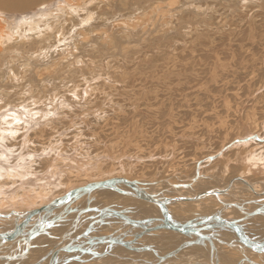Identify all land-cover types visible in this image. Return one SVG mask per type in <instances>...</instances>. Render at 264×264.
Here are the masks:
<instances>
[{"label": "rangeland", "instance_id": "374dc122", "mask_svg": "<svg viewBox=\"0 0 264 264\" xmlns=\"http://www.w3.org/2000/svg\"><path fill=\"white\" fill-rule=\"evenodd\" d=\"M249 1L102 0L93 3L82 14L72 16L75 20L67 21L64 33L68 37L65 36L69 45L73 44V42V45H75L74 47L70 46L69 50L73 52L75 48L76 53L74 51L69 55V59L62 61L59 73L53 71L54 65H52L50 67L51 70L47 69L49 74L43 71V77L40 79V72H37V70L49 67L46 65L48 62L43 61L45 64L41 62L40 64H35L36 67L33 65L32 72L30 71L28 74L29 79L23 82H21L19 77H17L15 83L6 80V78H0V109H6L4 107L8 104H11L13 107L21 104L26 105L29 102V98L31 97L32 100L38 92L44 93L46 91L47 96H51L52 92V95L55 94L54 91L57 88L56 90H60L59 92H61L60 95L65 93L69 96L70 94H74L72 86L76 87L79 85L77 87H80L78 88L80 89L78 98L75 96V98L70 97L71 102L69 110L67 109V114L54 117L50 126L46 125L45 121L37 122L36 119L35 124L32 122V124L26 126L25 133H18L19 137H16V140L12 141L17 147L11 146V141H6V147L13 151L12 159L13 157L14 159L11 161V164H16L17 162L16 169L25 166L21 163L27 159L29 152L35 154L34 159L37 161L35 165L38 171L48 169L43 173V176L38 173L36 177L27 179L20 186H32L36 188V186H41L42 183L45 187L49 186L47 184L56 186V182L60 180V175L57 177L54 174V177H51L52 170L55 167L59 169L58 174H64L65 179H71L73 187L80 186L85 182L88 183L89 178L91 180L103 179V177L107 178L109 175L115 176L118 173V175H122L123 177L135 178L134 180L140 181H153L155 179L157 181L172 178L174 179L172 183L176 184L192 183L193 185L196 182H193V180L197 178L196 186L190 190L184 186L182 188L183 193H196L197 190L205 187L208 188L210 184V187L221 185L240 173L245 174V172V175H248L247 177H252L263 183L264 159L257 161L258 163L253 162V164H249L247 162L248 150L244 146L250 142L261 143L263 141L260 138L264 139V0ZM43 2L42 5L39 3L32 5L30 9L0 10V18L2 20L3 17L4 21H7L10 30L13 27H20L21 22L25 19L46 23L44 17H48L50 11L57 8L65 0H44ZM158 6L162 7L160 9L162 12L166 10V13L164 12L165 17L160 15L161 11L158 8L153 13L154 15L150 12ZM164 7L165 9H163ZM146 13L152 14V21H147ZM166 18L168 20L167 24L164 23V19ZM70 24H75L77 27L71 25V28ZM127 24H136L137 26L129 25V27ZM79 26H84L85 28V34L87 35V38H84L85 41L81 39L83 37L78 36V33L76 34L77 29H80ZM35 40L40 41V38ZM33 42L34 40L32 39ZM50 43H55L53 48H50L51 60L60 59L61 56L57 54L55 48L62 43H58L55 38L51 39L47 45L50 46ZM37 45L39 47V44ZM41 45L44 46L46 43H42ZM54 52L55 54H53ZM63 56L66 57L64 54ZM71 56L74 57L72 58ZM78 58L81 61L76 60ZM26 60L27 57L22 58V60H15V63L8 67H5L6 61L2 60V68L5 73H9L10 75L16 73L18 75L17 66L22 65L21 62ZM74 63L76 65H73ZM72 65L73 68L71 69ZM68 66L70 69L67 68ZM87 67L89 68L87 69ZM54 73L56 74L53 77L52 74ZM97 73L100 74L97 75ZM68 76L69 79H67ZM82 76L87 78L84 79ZM71 77L77 80L71 79V81ZM77 77L80 78L78 79ZM33 81L34 84L37 83L35 84V90L39 91L32 94L30 91ZM52 82L56 88L53 87ZM70 82H75V84L72 85ZM45 84H49L48 86L50 87ZM27 86H30L29 89H27ZM43 86L46 87L43 88ZM48 92H51V94ZM86 93L87 96H85ZM22 98L28 100L23 101ZM7 108L10 107L7 106ZM255 136H258L259 139L255 138ZM25 138L32 139L33 143H30L31 145L29 143L23 145L22 143ZM48 140H53V144L56 147L58 146L57 148H60L59 153H55L54 149L46 153L47 155H42L39 152V146L42 145V142ZM233 142L236 143V149L230 148ZM67 146L69 147L67 148ZM239 146H241V149L238 148ZM221 151L223 154L225 153L224 157L215 158L214 154ZM263 151L262 148H257L256 154L259 152V155H261ZM6 153L8 156H11L9 151H6ZM59 155L62 156V159L66 157L67 159H73L74 162L67 159V161L64 159L60 161ZM20 156H23V158L17 161V158ZM46 159H50V168ZM209 159L210 161H208ZM79 161L80 164H78ZM81 164L83 165L81 166ZM98 164H102L103 166L102 174L90 171L93 168L92 166L95 167ZM71 171L73 173L69 174ZM74 171H79L80 174L81 172L84 174L87 171V176L74 177ZM89 173L91 176H89ZM212 174L216 175V177L218 176V179L214 178ZM99 175L101 176L99 177ZM146 177H149V179ZM177 177L180 178L178 179ZM192 177L195 178L192 179ZM200 178L203 179L202 182ZM212 178L213 180H210ZM43 179L46 180L43 181ZM204 181L209 183L207 184ZM147 186L151 191L153 190L156 193L157 190L151 184ZM166 186L169 189H174L172 184H166ZM22 187L19 189L16 187L17 191ZM105 189L103 190L108 192H104L106 196L103 194V190H101L99 193L90 195L87 199V201L89 199L90 201L87 202L84 199L80 204L84 206L86 203L87 205L96 203L95 205L99 206L108 199H114L115 202L117 201L116 204L118 206H125L126 208V204H129L127 206L128 210L132 211L133 209L132 212L137 211V207L134 205L136 201L133 200L132 202L130 199L124 201V195L122 196V194L117 193L111 188ZM65 191L67 189L64 187L58 193H64ZM109 191L113 193L109 194ZM48 200L51 199L49 198ZM141 204L148 203L144 201ZM79 205L78 207H80ZM78 207H73V214L83 209V207ZM130 207L131 209H129ZM186 207L191 208L190 205H186ZM10 208L7 206L4 210ZM76 209L78 210L76 211ZM186 214L187 216L190 215L188 212ZM112 217L116 221L119 220V218H115L117 216ZM180 218L186 219V216ZM109 220L111 221V219ZM65 222L60 223L63 226L62 230L58 229V231L61 230L58 233L56 231L57 228H55L56 233L53 231V228L49 229L52 231L46 230L39 233L34 240L36 242H34L35 246L33 245L32 247L33 251H31V255L32 252L36 255L39 251L44 255L46 247L55 245L57 238L68 227V225H65ZM115 222L111 223L116 224ZM11 224L12 221H6L0 231H3ZM117 224L123 223L118 222ZM248 224L250 223L239 222L241 227L247 231H251V226L248 227ZM127 227L124 241L128 243L133 241V244L135 242L136 246L142 244L145 246L146 244V246L153 245L158 247L155 245L158 242L157 239L166 238L165 240L168 239V241L163 243L161 249L169 251L168 248H170L173 251L178 249L176 247H179L182 242V240H177L176 234L169 233L168 231L164 232V230L160 234L159 231L148 232L138 240H134L135 232H140V230L134 229L131 225ZM257 230L260 229L257 228ZM79 233L77 231V234ZM77 234H74L71 239ZM183 236L186 235L180 233L179 238ZM84 240L83 238L76 243L93 242H88V239ZM96 241L101 242L100 240H94V242ZM197 247L199 246L192 248L195 251H200V247L202 246ZM224 248L228 254L236 250L246 256L255 255V251H252L251 254V250L247 249L234 250L230 249L229 246H224ZM137 251L138 253L143 252L141 250ZM204 251L206 252L205 249ZM112 252L107 255L109 260L105 263H100L96 260L87 261L91 260L87 255V257H84L85 259L83 258L82 262H75L74 264H88L89 262V264H94L95 262L97 264H146L147 261L156 260L154 258L155 255L150 252L140 254L138 257L128 251V249L126 250L127 253L117 251L118 256L115 254L110 256ZM201 252L203 253V251ZM31 257L34 258L35 256ZM203 257H199V259L207 258ZM235 257H232V259H235ZM111 258L119 261H114L113 263ZM61 264L73 263L61 262Z\"/></svg>", "mask_w": 264, "mask_h": 264}, {"label": "bare ground", "instance_id": "6f19581e", "mask_svg": "<svg viewBox=\"0 0 264 264\" xmlns=\"http://www.w3.org/2000/svg\"><path fill=\"white\" fill-rule=\"evenodd\" d=\"M44 0H0V10L1 11H4L5 10H13V9H26V8H31L32 5L36 4V3H39L40 5H42L44 2ZM97 1H102V0H65V2H61L59 4V6L53 10L50 11V15L47 17L45 16L44 17V20L46 21V23H42V22H37V21H34V20H29V19H25L23 22H21L20 24V27H13V29L10 30L9 26L7 25V21L5 22L4 21V18L2 17V20L0 18V78L4 79L6 78V80H9L13 83H15L17 77H19V79L21 80V82H23L24 80L26 79H29V76L28 74L30 73L31 69H33V65L35 66V64H40L41 62L45 61V62H48L46 63L47 66L49 67H46L45 69H38L37 72H40L39 73V77L41 79V77H43V71L46 73L48 72L47 69H50V67L52 65H54L52 68L53 71H56L58 72L60 70L59 67H61L62 65V61L64 60H67L69 59V55H71L74 51H75V48L73 49V52H71V50H69L70 46L71 47H74L75 45L74 42L73 44L71 43V45H69V43L67 42V36L66 34L64 33L65 30V25L67 23V21H74L75 18L73 19L72 16H78L80 14H82L83 12H85V10H87L89 8V6H91L93 3L97 2ZM233 1V0H232ZM249 1V0H247ZM251 1V0H250ZM249 1V2H250ZM104 2V1H103ZM163 2V1H161ZM242 2V1H241ZM151 4V3H150ZM167 5V4H166ZM239 5V4H238ZM153 6V5H152ZM164 6V5H162ZM174 7V6H173ZM235 7V6H234ZM151 8V7H149ZM149 8H145V9H149ZM157 8L160 10L162 9V7L158 6L156 8H154L153 11H150L152 14L155 13L157 11ZM169 8H171L169 6ZM165 9V7L163 8ZM227 9V8H226ZM158 10V11H159ZM171 10V9H170ZM173 10V9H172ZM225 10V9H224ZM234 10V9H233ZM161 11V10H160ZM166 10H164L165 12ZM189 11V9H188ZM198 11V10H197ZM207 11V10H206ZM226 11V10H225ZM162 12V11H161ZM160 12V15H163L164 17L166 15H164L165 13ZM220 12V11H219ZM158 13V12H157ZM177 13V12H176ZM236 13V12H235ZM246 13V12H245ZM140 14V13H138ZM147 15V21H152V14L149 15L148 13H146ZM154 15V14H153ZM157 15V14H156ZM159 15V16H160ZM202 15V14H201ZM227 15V13H226ZM199 16V15H198ZM206 16V15H205ZM1 17V16H0ZM126 17V15H125ZM158 17V16H157ZM161 17V16H160ZM171 17V16H170ZM189 17V16H188ZM49 18V19H48ZM124 18V17H123ZM155 18V17H154ZM191 18V17H190ZM198 18V17H197ZM206 18V17H205ZM129 19V18H128ZM207 19V18H206ZM244 19V18H243ZM160 20V18H159ZM164 23L167 24L168 20L167 18L164 19ZM189 20V19H188ZM242 20V19H241ZM71 21V23H72ZM127 21V20H126ZM118 22V21H117ZM116 22V23H117ZM145 22V21H144ZM156 22V20H155ZM154 22V23H155ZM188 22V21H187ZM191 22V21H190ZM76 23V22H75ZM121 23V22H120ZM123 23V22H122ZM146 23V22H145ZM148 23V22H147ZM153 23V24H154ZM137 24V23H136ZM136 24H127L128 26L131 25V26H134ZM150 24V23H149ZM147 24L148 26H151ZM76 26L75 24H70V26ZM119 25V24H118ZM121 25V24H120ZM146 26V24H144ZM71 26V28H72ZM126 26V27H128ZM137 26V25H136ZM163 26V25H162ZM69 27V26H68ZM80 29L78 28L77 31H76V34L78 33V36H81L83 38H81L82 40H84V38H87V35L85 34L86 31H85V28L84 26H79ZM122 27V26H120ZM125 27V26H124ZM130 27V26H129ZM179 27V26H178ZM133 28V27H132ZM70 29V28H68ZM135 29V28H133ZM131 30V29H129ZM138 30V29H137ZM135 30V31H137ZM69 31V30H68ZM72 31V30H70ZM126 31V30H125ZM134 31V32H135ZM129 32V31H128ZM162 32V31H161ZM69 33V32H67ZM71 33V32H70ZM105 33V32H104ZM103 33V34H104ZM86 35V36H85ZM91 35V34H90ZM102 35V34H101ZM105 35V34H104ZM108 35V34H107ZM111 36V34H109ZM133 35V34H132ZM131 35V36H132ZM60 36V37H59ZM67 38H66V37ZM90 37V36H89ZM112 37V36H111ZM37 38H40V41H37L35 39ZM56 39L57 42L59 43H62L61 45H57L56 46V50H57V54L59 56H61L60 59H57V60H51L52 58V55L50 54V48H53V45L55 43H50L48 46L47 43L51 41V39ZM71 38V37H70ZM77 38V37H76ZM129 38V37H128ZM32 39L34 40V42L32 43ZM105 39H108V38H105ZM110 39V38H109ZM108 39V40H109ZM91 40V39H90ZM112 40V39H111ZM110 40V41H111ZM74 41V40H73ZM85 41V40H84ZM109 41V43H110ZM56 42V41H55ZM64 42V43H63ZM70 42V41H69ZM87 42V41H86ZM42 43H46V45L42 46L41 44ZM77 43V42H76ZM90 43V42H88ZM108 43V42H107ZM106 43V44H107ZM112 43V42H111ZM32 44V45H31ZM39 44V47L38 45ZM113 44V43H112ZM31 45V46H29ZM73 45V46H72ZM82 45V44H81ZM129 45V44H128ZM37 47V48H36ZM127 47V46H126ZM80 49V47H79ZM78 49V51H79ZM56 50H54L56 52ZM62 50V51H61ZM77 50V49H76ZM111 50V49H110ZM124 50V49H123ZM127 50V49H125ZM55 52L53 54H55ZM124 52H127V51H124ZM76 53V51H75ZM66 55V57L63 56ZM125 54V53H124ZM75 55V54H74ZM77 55V54H76ZM113 55V54H112ZM27 57V60L26 61H22L20 66H17V70L19 72L18 75L15 73V74H9V73H5L4 72V69L2 68L3 66V63H2V60L6 61V66L5 67H8L10 65H13L15 63V60H22V58H26ZM54 57V55H53ZM56 57V56H55ZM72 58L74 56H71ZM78 57V56H77ZM124 58V57H123ZM56 59V58H55ZM125 59V58H124ZM76 60H80V58L76 59ZM83 60V59H82ZM117 60V59H116ZM52 61V62H51ZM71 61V59H70ZM95 61V60H94ZM45 62H43L45 64ZM107 62V61H106ZM51 63V64H50ZM93 63V62H91ZM64 64V63H63ZM45 65V66H46ZM65 65V64H64ZM73 65H76L75 63ZM73 65L71 66V69L73 68ZM80 65V64H79ZM38 66V65H37ZM44 66V67H45ZM113 66V65H112ZM36 67V66H35ZM43 67V66H42ZM38 68V67H37ZM64 68H66L64 66ZM68 69H70V67L68 66L67 67ZM83 68V67H82ZM89 67H87L88 69ZM125 68V67H124ZM35 69V68H34ZM67 69V70H68ZM76 69V68H75ZM74 69V70H75ZM51 70V69H50ZM49 70V71H50ZM65 70V69H63ZM90 70V69H89ZM70 71V70H69ZM79 71H81L79 69ZM83 71V70H82ZM91 71V70H90ZM108 71V70H107ZM115 71V70H114ZM32 72V71H31ZM36 72V70H35ZM60 72V71H59ZM58 72V73H59ZM67 72V71H66ZM65 72V73H66ZM93 72V71H91ZM34 73V72H33ZM32 73V74H33ZM44 73V74H45ZM68 73V72H67ZM66 73V75H67ZM76 73V72H75ZM94 73V72H93ZM49 74V72H48ZM47 74V75H48ZM56 73L52 74L53 77L55 76ZM100 74V73H97V75ZM51 75V73H50ZM75 75V74H74ZM73 75V76H74ZM78 75V74H77ZM86 75V73H85ZM91 75V74H90ZM94 75V74H93ZM31 76V74H30ZM46 76V75H45ZM72 76V75H71ZM57 77V75H56ZM84 76H82L83 78ZM46 78V77H45ZM50 78V77H49ZM59 78V77H58ZM63 78V77H62ZM60 78V79H62ZM76 78V76H75ZM78 78V77H77ZM80 78V77H79ZM78 78V79H79ZM81 78V79H82ZM87 78V77H86ZM84 77V79H86ZM34 79V78H33ZM53 80H55L54 78H52ZM65 79V78H64ZM69 79V76L68 78ZM77 80V79H73L72 77L70 78V80ZM97 79V78H96ZM71 80V81H72ZM89 80V79H88ZM31 81V80H30ZM83 81V80H82ZM81 81V83H82ZM69 82V81H68ZM76 82V81H75ZM72 83L73 84H75ZM89 82V81H88ZM43 83V82H42ZM56 83V82H55ZM54 83V84H55ZM80 83V84H81ZM109 83V82H108ZM125 83V82H124ZM37 84V83H35ZM35 84H34V81H33V84L31 83V91L30 93H37L38 91H36L35 89ZM51 85V83H49ZM49 84H45V85H49ZM86 84V83H85ZM92 84V83H91ZM52 85H53V82H52ZM70 85V84H69ZM95 85V84H94ZM79 86V85H77ZM73 87L72 86V91H73V95H69L67 96L65 93L63 95H60L61 92H59L58 90H56L57 88L55 89V94H51V92H48L51 94L47 96V93L46 91L44 93H37L35 95V97H33V99L31 100V97L29 98V102L25 105V104H21V105H16V106H12L11 104H8L6 105L4 108L6 109H0V214H3L1 217H0V229L3 227V225L6 223V221H12L13 223L11 224L12 226H9L7 228H5L3 231H5L6 229L10 228V227H13L15 225V222L16 221H19L21 218H23V215L32 210V209H35L36 207H40L42 205H46V204H49L52 200H54V198H57V196H61L67 192H69L70 190H72L73 187L72 184H71V179H65L64 177V174H61L59 172V169L58 167H55L52 171V175L51 177L56 174L57 177L58 175H60V180L58 182H56V186H52L50 184H47L51 187H54V188H51V187H45L43 185V183L41 184V186H36V188L34 187H28V186H25V187H22L20 186V184H22L24 181H26L27 179H32L34 177H36V174L40 173V175L43 176V173L46 172V169L45 171L43 170H40L38 171V168L36 167L35 163H37L36 159L35 158V154L32 152V154L29 152V156L27 157L26 160H23V162L21 163L22 165H25L23 167H20V168H15V166L17 165V162L16 164L13 163L11 164L12 160V156H13V151H11V149L7 148L5 143L6 141H11L10 142V145L11 146H16L15 144L12 143V141L16 140V137H19L18 136V133H25L26 129L25 127L32 124H35V120L37 119V122L39 121H45L46 125H51V122L53 120L54 117L58 116V115H61V114H67V109L69 110V104H70V97L72 98H78V94L80 92V87ZM87 86V85H86ZM85 86V87H86ZM89 86V84H88ZM93 86V85H91ZM100 86V85H99ZM112 86V85H111ZM30 86H27V89H29ZM37 87V86H36ZM46 87V86H45ZM43 86V88H45ZM50 87V86H48ZM47 87V88H48ZM63 87V86H62ZM67 87V86H66ZM94 87V86H93ZM64 88V87H63ZM106 88V87H105ZM111 88V87H110ZM38 89V88H37ZM41 89V88H40ZM70 89V88H69ZM87 89H90V88H87ZM45 90V89H43ZM54 90V89H53ZM82 90V89H81ZM86 90V89H85ZM92 90V89H90ZM104 90V89H103ZM110 90V89H108ZM63 91V90H62ZM93 91V90H92ZM106 91V90H105ZM43 92V91H42ZM66 92V91H65ZM86 92V91H85ZM84 92V93H85ZM90 93V91H89ZM88 93V94H89ZM102 93V92H101ZM98 94V93H97ZM96 94V95H97ZM75 96V97H74ZM85 96H87V93L85 94ZM80 97V96H79ZM87 98V97H86ZM23 101L25 100H28L26 98H22ZM75 100V99H74ZM90 100V99H89ZM79 101V100H78ZM82 101V100H81ZM80 101V102H81ZM7 106H9L10 108H7ZM13 107V108H11ZM71 108V107H70ZM3 110V111H2ZM117 112V111H116ZM74 113V112H73ZM116 115V114H115ZM62 116V115H61ZM114 117V116H113ZM29 118H30V121H29ZM113 119V118H112ZM119 120V119H118ZM105 121V120H104ZM35 122V123H34ZM113 123V122H112ZM120 123V122H119ZM106 124V123H105ZM36 126V125H35ZM43 126V125H42ZM107 126V125H106ZM109 126V125H108ZM119 126V125H118ZM116 127V126H115ZM127 127V126H126ZM37 128V127H36ZM43 128V127H41ZM123 129V128H122ZM125 129V127H124ZM121 130V129H120ZM30 131V130H29ZM38 132V131H37ZM49 132V131H48ZM114 132V131H113ZM37 134V133H36ZM80 134V133H79ZM123 134V133H122ZM22 135V134H20ZM27 135V134H26ZM25 135V137H27ZM107 135V134H106ZM38 136V135H37ZM51 138V137H50ZM122 138V137H121ZM255 138H258V136H255ZM19 139V138H18ZM17 139V140H18ZM22 139V138H21ZM38 140V139H37ZM80 140V139H79ZM261 141L263 142H250V143H246L244 146L247 148V162H249V164H253L256 163L257 161L259 160H263L264 159V151L262 152L261 155H259V152L258 154H256L257 152V148H262V150H264V139H261ZM21 141V140H20ZM33 140L29 139V138H25L23 140V145H26V144H30V143H33L32 142ZM53 140H48L46 142H42V145L39 146V152L42 153V155H47L46 153L50 152L51 150H55L57 153L60 148H57L55 146V144H53L52 142ZM82 141V139H81ZM242 141V140H241ZM258 141V140H257ZM59 142V141H57ZM238 143V141H236ZM16 143V142H15ZM20 143V142H19ZM74 143V142H73ZM235 142H233L232 146H230V148H235L236 149V143L234 144ZM252 143V144H251ZM62 144V143H61ZM60 144V145H61ZM66 144V143H65ZM251 144V145H250ZM31 145V144H30ZM64 145V143H63ZM10 146V147H11ZM20 146V145H18ZM65 146V145H64ZM92 146V145H91ZM175 146V145H174ZM249 146V147H248ZM17 147V146H16ZM60 147V146H59ZM66 147V146H65ZM69 146H67L68 148ZM202 147V146H201ZM241 146H239L238 148H240ZM243 147V146H242ZM21 148V147H20ZM19 148V149H20ZM223 148V146H222ZM206 149V148H205ZM219 149V148H218ZM241 149V148H240ZM117 150V149H116ZM217 150V149H216ZM6 151H9L11 156L6 153ZM215 151V150H214ZM65 152V151H64ZM216 152V151H215ZM232 152V150H231ZM40 153V154H41ZM59 153V152H58ZM61 153V152H60ZM81 153V152H80ZM63 154V153H61ZM79 154V153H78ZM214 154V153H213ZM225 154V153H224ZM224 154L223 152H219L217 154H214L215 158H220V157H224ZM16 155V154H15ZM14 155V156H15ZM68 155V154H66ZM83 155V154H81ZM212 155V154H211ZM60 156V155H59ZM80 156V155H79ZM204 156V155H202ZM235 156V155H234ZM240 156V155H239ZM78 157V156H77ZM23 158V156H20L19 158H17V161L21 160ZM192 158V157H191ZM207 158V157H206ZM246 158V157H245ZM60 161H62L63 159L66 160L67 158L64 157L62 159V156H60ZM94 159V158H93ZM91 159V160H93ZM186 159V158H185ZM237 159V158H236ZM244 159V158H243ZM47 160V159H46ZM52 160V159H51ZM68 161H73V159H67ZM66 160V161H67ZM79 160V158H78ZM196 160V159H195ZM235 160V159H234ZM242 160V159H241ZM210 161V159L208 160ZM213 161V160H212ZM211 161V162H212ZM200 162V160H199ZM252 162V163H250ZM54 163V162H53ZM63 163V162H61ZM88 163V162H87ZM91 163V162H90ZM102 163V162H101ZM258 163V162H257ZM264 163V161H263ZM47 164H49V168H50V159L47 160ZM56 164V163H55ZM76 164V163H75ZM80 164V161L79 163ZM86 164V163H85ZM61 165V164H60ZM83 164H81L82 166ZM89 165V164H88ZM91 165V164H90ZM93 165V164H92ZM57 166V165H56ZM67 166V165H65ZM80 166V167H81ZM86 166V165H85ZM198 166V165H197ZM92 170H90L91 172L92 171H95L96 173H100L102 174L103 173V166L102 164H98L97 166H92ZM64 168V167H63ZM89 168V167H88ZM115 169V168H113ZM111 169V170H113ZM197 169V167H196ZM201 169V168H200ZM229 169V167H228ZM74 170H77V169H74ZM84 170V169H83ZM123 170V169H122ZM88 171V170H87ZM87 171L82 174L79 173V171L75 172L73 174L74 177H79L80 176H87ZM106 171V170H105ZM116 171V170H114ZM133 171V170H132ZM198 171V170H197ZM228 171V170H227ZM242 171V170H241ZM240 171V172H241ZM90 172V173H91ZM140 172V171H139ZM159 172V170H158ZM264 172V171H263ZM49 173V172H47ZM73 172L71 171V173L69 174H72ZM89 173V174H90ZM203 173V172H202ZM201 173V175H203ZM119 174V173H118ZM116 174L115 176L109 175V177L107 176V178L103 177V179H95V180H91V178H86L88 179L89 182H93V181H104V180H107V179H111L113 177H122V178H125L123 177L122 175H118ZM246 174V172H245ZM245 174H238L237 176H240L242 178H244L248 183L252 184L253 185V188L256 192H259V193H262L264 192V182L261 183L260 180H255L253 179L252 177L249 178L247 177ZM107 175V174H105ZM144 175V174H143ZM173 175V174H172ZM171 175V176H172ZM178 175V173H177ZM196 175V174H195ZM206 175V174H205ZM208 175V174H207ZM213 175V174H212ZM224 175V174H223ZM91 176V174L89 175ZM101 175H99L100 177ZM146 176V175H145ZM175 176V175H174ZM197 176V175H196ZM204 176V175H203ZM211 177V175H209ZM214 176V175H213ZM212 176V177H213ZM220 176V175H219ZM235 176V177H237ZM54 177V176H53ZM52 177V178H53ZM202 177V176H200ZM216 177V175L214 176V178ZM218 177V176H217ZM216 177V178H217ZM51 178V179H52ZM126 178H129L131 179L130 177H126ZM141 178V177H140ZM147 178V177H146ZM145 178V179H146ZM178 178V177H177ZM176 178V179H177ZM180 178V177H179ZM178 178V179H179ZM195 178V177H194ZM192 177V179H194ZM205 178V177H204ZM234 178V177H233ZM230 179V180H227L225 183L221 184V185H216L215 187H210L211 184L209 185L208 188H202L201 190H197V192H193V193H189V192H182V188L187 187V189H192L193 187L196 186V183H197V178L196 180H193L196 181L193 183H188V184H176V183H172V180L174 179H170V178H165L163 180H151V181H146V180H143V181H140V180H135V181H138L140 183V186L141 188H144L146 191H148L149 193H152V194H155L157 195L158 197L162 198V197H179L180 195H187V196H191V197H194L196 196L197 194L199 193H202V192H205L207 190H212V189H215V188H226L229 183L233 180ZM41 179V177H40ZM48 179V178H47ZM74 179V178H73ZM94 179V178H93ZM135 179V178H134ZM134 179H131V180H134ZM149 179V177L147 178ZM162 179V178H161ZM189 179V178H188ZM218 179V178H217ZM261 179V178H260ZM46 180V179H45ZM43 179V181H45ZM85 180V179H83ZM91 180V181H90ZM181 180V179H180ZM185 180V179H184ZM191 180V179H190ZM201 182L203 179H201ZM206 180V179H205ZM210 180H213L210 179ZM52 181V180H51ZM178 181V180H177ZM182 181V180H181ZM207 181V180H206ZM204 181V182H206ZM259 181V182H258ZM262 181V180H261ZM88 182V183H89ZM47 183V181H46ZM87 182L85 183H82V185L80 186H84V185H87L88 184ZM207 184L209 182H206ZM213 183V182H211ZM216 183V182H215ZM76 184V183H75ZM151 184L157 191L156 193L153 192V190L151 191L147 185ZM166 184H172L173 188L174 189H169ZM22 187L20 190L17 191V188L19 187ZM80 186H76V187H80ZM17 187V188H16ZM19 187V188H20ZM56 187V188H55ZM66 188L67 191H65L64 193H58V191L61 189V188ZM199 187V186H198ZM18 188V189H19ZM25 188H28V189H25ZM109 187H107L105 190H107ZM103 190V189H102ZM113 190V189H112ZM254 190L250 189L249 187H247L245 184H243L241 181H235V183L233 184V186L227 190L225 193H222L221 195L219 196H209V197H202L200 199H197V200H194V201H180V202H175V203H172V204H169L168 205V208H169V211L171 212V214L173 215V218L179 222L181 220H187V219H198V218H202L204 215H211V214H220L222 215L223 217L229 219V220H234V219H240V218H243V216L245 215V212H252L253 210L257 209L258 207H262L263 211L262 212H259L257 213L256 215H253L252 217H249V218H243L241 219V221H243V223H250L248 224V227H250L252 230L251 231H246L247 235L252 239H255V240H258V241H263L264 240V195H258ZM11 191V192H10ZM13 191V192H12ZM101 192V190H98V191H94L92 193H90V195L92 194H96V193H99ZM104 192L108 193L107 191H104L103 190V194ZM112 192V191H111ZM109 191V194L111 193ZM244 192H249V193H253L252 196L250 197L248 195V193H244ZM113 193V192H112ZM108 194V195H109ZM90 195L86 196L85 198H82L80 200H78L77 202H75L70 211L65 214L64 218H62L60 221H58L57 223H55V225L53 226V231L55 232V228L56 231L58 229H61L62 230V226L60 223H63L65 221L68 220L69 216L72 215V209L73 207H78V205L80 204L81 201H83L84 199L87 201L88 197H90ZM105 195V194H104ZM113 195V194H112ZM97 196V195H96ZM103 196V195H102ZM106 196V195H105ZM111 196V195H110ZM123 196V195H122ZM112 197V196H111ZM117 197V196H115ZM51 199V200H48L47 199ZM124 201H126V199H130L134 201H136V203H134V205H136L137 207V211L135 212H132L130 210H128L127 206L129 204H126V208L125 206H118L116 203L117 201L115 202L114 199H108L107 201H104L103 204L101 205H95V204H92L90 203V205L87 203L84 204V206H82V204H80L78 208H88L90 206H95V207H98V208H101V207H108V205H113V207L115 209H119V210H124L125 213L135 219H139V220H144L146 218H150V217H162V214L161 212L159 211L158 207L152 203H148V204H141V201L139 200H136L132 197H128L126 195V197L124 196ZM94 199V198H93ZM98 199H100L98 197ZM116 199V198H115ZM119 199V198H118ZM95 200V199H94ZM93 200V201H94ZM121 200V199H120ZM90 201V199L88 200ZM87 201V202H88ZM100 201V200H99ZM119 201V200H118ZM128 201V200H127ZM138 202V203H137ZM225 202L227 203H231V204H241L243 206H241V210L239 208H236L234 205L233 206H228L225 204ZM133 204V203H132ZM130 204V205H132ZM186 205H190L191 208H187ZM11 207L10 209L8 210H4L5 207ZM185 206V207H184ZM144 208V209H143ZM131 209V207L129 208ZM78 209H76L77 211ZM79 211V210H78ZM140 211V213H139ZM186 212H188L190 215L187 216ZM76 213V212H75ZM7 215H10V217H7ZM98 214L95 213L94 211H90L88 213V215H84L82 216V219H84V222L82 223V225H84V223H86V227L90 224V220H92L93 218L91 217H95L97 216ZM77 216V213L76 215ZM186 216V219H182L180 217H184ZM112 217V216H111ZM110 217V218H111ZM39 217H35L34 221H36ZM76 218V217H75ZM119 218V217H117ZM181 219V220H180ZM116 221V220H114ZM241 221H239L241 223ZM118 222H122L124 227H120V224H117ZM74 223V222H73ZM116 224H113L111 223V221L108 219H105V222L104 224H95L93 227H92V230H91V234L87 237V238H84L85 240L86 239H90L91 236H101V237H107V238H119V239H122L123 241H117V242H100L99 241L97 242H91V243H76L78 242L79 240L83 239V238H80L78 239L74 245H83L82 247L74 250V252H67V251H60L58 254H57V257H56V260H55V263L54 264H61L62 263H75V262H82L83 261V258L84 257H90L91 260H87V261H92V260H96L100 263L102 262H106L108 259L107 255L111 253L110 256H112V254H115L118 256V252L117 251H122V252H126V250L128 249V251H130L131 253H134L136 257H138V255L140 254H143L145 252H150V253H153V255H155V259L156 260H152V261H147L146 264H189V263H193V264H205L207 262H209V259H210V254H211V251H212V247L210 245V243L208 241H201L199 244H194L193 246H188L187 243L193 241L194 239H196V237H191V236H183L181 238H179L180 236V233L178 232H174V231H170V230H166V229H162V230H157L159 231V234L160 233H163V230L164 232H169V233H173V234H176V238L177 240H182L181 244L179 245V247H176L178 249L176 250H170L169 251H165V250H162L161 247L163 245V243H165V241H168L165 240L166 238H163V239H157V243H155V245H157L158 247H155L153 245L151 246H144V244L140 245V246H136L135 242L133 244V241L131 243H128L127 241H124V239L126 238V230L127 226H130L129 224H124L123 220L121 218H119V220H117L115 222ZM82 225H81V228H82ZM246 225V224H245ZM244 225V226H245ZM257 225V227H256ZM58 226V227H57ZM73 226V225H72ZM86 227H83L82 229L80 228L78 231L80 233H82ZM127 227V228H126ZM247 227V226H246ZM109 228V229H108ZM131 228V227H130ZM243 228V227H242ZM260 229V230H257ZM11 229V228H10ZM69 229V228H68ZM135 229V228H134ZM49 230V229H48ZM59 230V231H61ZM136 230H139L136 228ZM2 231V230H1ZM0 231V232H1ZM25 231H28V227L25 228ZM49 231H52V230H49ZM155 231V232H157ZM45 232V231H44ZM52 232L54 235L55 233ZM58 232V231H57ZM138 232V231H137ZM135 232V233H137ZM210 234L212 233L213 234V241H214V244L215 246H217V252L216 254L218 253L219 255V264H236L240 259L243 258V256L245 254H243L242 252L239 253V251H236L235 249L237 250H245L247 248H241L240 247V243H239V240L235 234V232H233L232 230L229 232L227 229H224V228H220V229H216V230H212V231H208ZM42 233V232H41ZM79 233V234H80ZM66 236V234H62L61 236H59L57 238V242L55 243V245H50L49 247H46V252L44 255H42V252L39 251L38 254L35 255V253L32 252V255L31 253L29 254V256H35V258L37 259V261H39V259H41L42 257H45V260H42L39 264H49V261L51 259V256L52 255H49V253L54 250H56L57 248L61 247L62 245H65L67 242H70L71 238H68L67 240H62L64 239ZM155 237V236H154ZM131 238V237H130ZM133 238V237H132ZM170 238V237H169ZM46 239V238H45ZM153 239H156V238H153ZM174 239V238H173ZM35 240V239H34ZM84 240V241H85ZM127 240V239H126ZM138 240V239H137ZM163 240V241H162ZM56 241V240H55ZM60 241H62L60 243ZM140 241V240H139ZM34 242L36 241H33L32 242V247L33 245L35 244ZM122 242H125L127 243V245H123L121 244ZM138 242V241H137ZM155 242V241H154ZM49 243V242H48ZM47 243V244H48ZM153 243V242H152ZM42 244V243H41ZM59 244V245H58ZM17 245L16 242L15 243H10L8 242L7 244H4L2 246V248H0V254L2 253H6L7 251H9L10 249L14 248V246ZM37 245V244H36ZM35 246V245H34ZM45 246V245H44ZM194 246H202L200 247V251H195L192 247ZM224 246H229L230 249H234L235 251H232L231 254L227 253L226 252V249L224 248ZM183 247V249H181ZM197 247V248H199ZM205 247V248H204ZM45 248V247H44ZM43 248V249H44ZM165 248V247H164ZM196 248V247H195ZM206 250V252L204 251V249ZM228 248V247H227ZM229 249V248H228ZM137 250H141L143 252L141 253H138ZM150 250V251H149ZM162 250V251H160ZM181 250V251H180ZM249 250V249H247ZM246 250V251H247ZM31 251H33V248L31 249ZM30 251V252H31ZM203 251V253L201 252ZM116 252V253H115ZM186 252V253H184ZM193 252V253H192ZM251 254H252V251H250ZM127 253V252H126ZM180 253V254H178ZM34 254V255H33ZM120 254V252H119ZM125 255V254H124ZM207 255V256H206ZM236 255V257H235ZM121 256H123L121 254ZM204 256V257H203ZM246 256V255H245ZM27 257L25 260H21L20 262L22 263H25V264H31V263H35L37 261H34V259L31 257ZM134 257V256H133ZM199 257H203V258H206V259H199ZM230 257V258H229ZM232 257H235V259H232ZM250 258H252L253 260H255L257 263L259 264H264V253H256L255 252V255H250L248 256ZM149 258V257H148ZM209 258V259H208ZM85 259V258H84ZM112 259V258H111ZM121 259V258H120ZM123 259V258H122ZM137 259V258H136ZM30 260V261H28ZM113 260V263L114 259ZM132 260H134L132 258ZM139 260V259H138ZM151 260V259H149ZM206 260V261H204ZM28 261V262H27ZM111 261V260H110ZM119 261V260H118ZM116 261V262H118ZM125 261V260H124ZM233 261V262H232ZM86 262V260H85ZM84 262V263H85ZM128 262V261H127ZM90 263V262H89ZM88 263V264H89ZM93 263V262H92ZM103 263V264H104ZM136 263V262H135ZM0 264H3V262H0ZM94 264H97L96 262ZM138 264V263H137ZM243 264H250V263H247V262H244Z\"/></svg>", "mask_w": 264, "mask_h": 264}, {"label": "water", "instance_id": "95a60500", "mask_svg": "<svg viewBox=\"0 0 264 264\" xmlns=\"http://www.w3.org/2000/svg\"><path fill=\"white\" fill-rule=\"evenodd\" d=\"M235 181H241L243 184H245L250 189L254 190L253 185L248 183L244 178L237 176L234 177L233 180L229 183V185L226 188H215L212 190H207L205 192L199 193L194 197L187 196V195H180L179 197H158L155 194L149 193L144 188H141L140 183L135 180H131L129 178H122V177H113L111 179H107L104 181H93L89 182L87 185L75 187L69 192L57 196V198H54L49 204L42 205L40 207H36L35 209H32L28 212H26L23 215V218H21L19 221L15 222V225L11 227V229H6L5 231L0 232V248L4 244L15 243L14 248L10 249L6 253L0 254V262H3V264H25L20 262L21 260H25L27 257H29V254L31 253L32 249V242L37 237V235L41 232H44L48 229H52L55 223L60 221L62 218H64L65 214H67L72 205L77 202L78 200L85 198L86 196L90 195V193L98 190H102L104 188H111L115 190L117 193L122 194L124 196L132 197L136 200H139L141 202H148L156 205L159 209V211L162 214V217H150L146 218L144 220L135 219L125 213L124 210L115 209L113 205H108V207H95L90 206L88 208L81 209L77 212L76 219L73 223L72 229L66 233V236L62 240H67L68 238H71L74 234H77V231L81 228L82 223L84 222V219H82V216L86 215L90 211H94L98 215L90 220V224L86 227V229L80 233L77 234L73 239L70 240V242H67L65 245H62L61 247L57 248L56 250L49 253L51 256V259L49 261V264H54L57 254L60 251H67V252H74V250L82 247L83 245H74V243L80 239V238H87L92 232V227L95 224H104L105 218L108 214H111L113 216H117L121 218L124 222V224H129L134 228H138L140 232H137L134 236L135 239H139L142 236L145 235V233L157 231V230H170L178 233H182L184 235L193 236L196 237L193 241L187 243L189 246H193L194 244H199L201 241H208L212 247V251L210 254V259L207 264H219V255L217 252V246H215L213 241V234L209 233L208 231L224 228L228 230H232L235 232L240 247L247 248L251 251H255L256 253H264V240L258 241L255 239H251L244 228H242L239 225V221L243 218H249L253 215H256L259 212H262V207H258L257 209L253 210L252 212H245V215L243 218L240 219H234L229 220L222 215L216 213L211 215H204L202 218L198 219H188L186 221H176L173 218V215L169 211L168 205L180 202V201H194L197 199H200L202 197H209V196H219L222 193H225L227 190H229ZM255 191V190H254ZM256 192V191H255ZM258 195H264V192L259 193L256 192ZM228 206H235L236 208H239L241 210V204H231L225 202ZM264 207V206H263ZM3 214H0V217ZM7 217H10V215H7ZM35 217H39L36 221H34ZM111 222H115L114 220H111ZM29 227L28 231H25V228ZM94 240H100L101 242H119L123 241L119 238H107V237H98V236H91V238L88 240V242H91ZM62 241H60L61 243ZM62 244V243H61ZM121 244L127 245V243L122 242ZM59 245V244H58ZM42 260H45V257H42L39 259V261L31 264H39ZM244 262L250 263V264H259L252 258L248 256H243L242 259H240L236 264H243Z\"/></svg>", "mask_w": 264, "mask_h": 264}, {"label": "crops", "instance_id": "0c3cea01", "mask_svg": "<svg viewBox=\"0 0 264 264\" xmlns=\"http://www.w3.org/2000/svg\"><path fill=\"white\" fill-rule=\"evenodd\" d=\"M245 193H248L250 197H251L252 194H253L252 192H251V193H249V192H245ZM76 213H77V212H76ZM76 213H75V214L72 213V215L69 216L68 221L65 222V225H68V227H67V229H66L65 231H63V234H66L67 232H69V231L72 229V227H73V226H72V225H73V222H74L75 219H76V218H75V217H76V216H75ZM111 216H113V215L108 214L107 217H106L105 219H107V220H108V219L114 220V219H112L113 217H111ZM110 217H111V218H110ZM115 218H117V217H115ZM12 223H13V222H12ZM65 225H64V226H65ZM9 226H12V225H9ZM122 226H123V225L120 224V227H122ZM65 227H66V226H65ZM83 227H86V223H84V225H82V228H83ZM68 228H69V229H68ZM82 228H81V229H82ZM227 230H228V229H227ZM57 231H58V230H57ZM228 231L230 232L231 230H228ZM58 232H59V231H58ZM58 232H57V233H58ZM14 247H15V246H14ZM33 259H34V261H37V259H36L35 257H34ZM44 264H45V263H44Z\"/></svg>", "mask_w": 264, "mask_h": 264}]
</instances>
